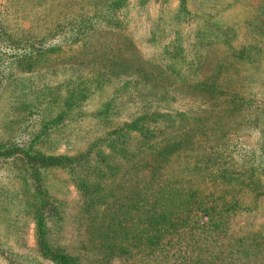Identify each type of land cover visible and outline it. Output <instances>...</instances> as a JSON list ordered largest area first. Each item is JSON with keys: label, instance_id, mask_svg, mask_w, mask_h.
I'll use <instances>...</instances> for the list:
<instances>
[{"label": "rangeland", "instance_id": "1", "mask_svg": "<svg viewBox=\"0 0 264 264\" xmlns=\"http://www.w3.org/2000/svg\"><path fill=\"white\" fill-rule=\"evenodd\" d=\"M112 1L0 0V69L11 52H20L11 39L22 35L56 53L19 76L18 85L9 86L6 80L0 89V95L14 93L0 98V144L14 150L0 155V264H55L38 250L39 212L49 218L52 244L73 255L84 252V196L74 178L86 170L82 163L73 171L62 164L41 165L40 155L76 156L104 130L145 110H156L164 119L165 112L201 113L204 108L209 118L196 125L194 138L160 172L180 174L185 169L188 188L202 205L191 222L222 217L225 227L202 248L196 247V235L188 228L186 239L174 240L153 255L142 252L113 264H264V53L247 48L246 60L253 56V62L230 53L243 45L264 47V0ZM111 10L116 20H104V12ZM165 15L169 19L160 21ZM226 30L229 44L219 37ZM223 61L229 62L228 71L216 89L207 86L215 64ZM96 62H105L107 67L100 70L106 74L112 71L109 81L92 91L76 86L94 76ZM158 69L165 75L155 86L152 77ZM239 71L247 82L240 88L232 76ZM185 84L205 89L191 92ZM207 89L225 92L210 96ZM235 91L247 100L245 113L229 111ZM214 103L219 106L216 116L225 122L216 132L211 127ZM242 114L246 118H239ZM139 140V133L123 139L135 147V161ZM114 162L120 170L111 177L121 183L125 165L119 155ZM155 183L165 182L158 176ZM205 206L214 207L212 213H204Z\"/></svg>", "mask_w": 264, "mask_h": 264}, {"label": "trees", "instance_id": "2", "mask_svg": "<svg viewBox=\"0 0 264 264\" xmlns=\"http://www.w3.org/2000/svg\"><path fill=\"white\" fill-rule=\"evenodd\" d=\"M102 18L116 20L112 10L104 12ZM167 19H169L167 15L159 18L162 22ZM262 21L264 22V20ZM51 31H54L53 35L58 33L57 30ZM3 33V30H0V35ZM28 37L26 34L19 39H11V46L20 52H11L12 56L7 60V64L0 69V89L6 80L10 83L9 86L18 85L19 76L32 73V70L43 62L42 58L45 55L56 54L55 50L50 47H40L29 42ZM219 37L227 44L231 43L227 30L220 32ZM247 48H255L264 53V47L251 45L234 47L230 53L243 61H255L253 56L246 60L245 51ZM100 63L94 64L97 68L92 80H78L76 86L82 85L90 88L89 90L104 86L111 78L112 71L106 74V71L100 70L107 67L105 62ZM228 64V61L217 62L206 85L215 86L214 89H216L218 80L222 79L225 72L228 71ZM156 73V77H152L155 86L165 75L159 69ZM232 76L239 88L247 83L244 81L245 77L241 71L234 72ZM153 78L156 80L154 81ZM251 81L257 82V79ZM261 84L264 85V79ZM185 86L191 92L196 89L203 92L205 89V86L199 89L194 84H185ZM223 92L225 91L221 90L216 93V90H206L210 96L220 95ZM11 95L14 96V93L6 90L0 95V98ZM229 101L235 105L229 111L238 112L243 109L245 113L243 104L247 103V100L242 94L235 91ZM212 107L215 108V120L211 127L214 128L212 131L216 132L225 122L219 119L218 115L216 116L219 109L218 104L214 103ZM202 111L204 112L200 113L196 110L165 112V118L160 119L161 114L158 111L145 110L110 130H104L103 134L89 143L87 148L76 156L40 155L37 161L41 165L62 164L72 171L75 169L76 163H82L86 172H83V176H75L74 181L84 196L80 212L81 216H85L87 222H85V239L81 242V249L84 252L73 255L66 249L50 242L49 228L46 225L49 218L41 216L43 214L39 212L36 216L35 231L39 252L49 257L55 264H113L114 260L127 262L131 257L142 252L147 253L148 256L153 255L155 251L158 252L165 246L173 245L174 240L186 239L188 228L196 235V247H204L206 241L213 239L225 227V219L222 217L215 219L213 216H209L207 222L198 223L196 220L191 222L190 216H194L196 211L202 210V205L195 200L193 191L188 188L189 179L187 173L185 174V169L179 170L180 174L165 175L160 172L161 165L167 163L173 156H177L179 151L184 148V144L194 138L198 131L196 125L209 118L207 115L210 113L209 109L204 108ZM100 112L105 114L102 110ZM188 113L195 115L196 118H191ZM255 115L260 116V113L256 111ZM172 116L177 117V120H172ZM239 118H246V114H242ZM158 132L161 135L156 137ZM138 133L140 140L136 143L138 144L136 154L139 155V160L135 161L133 158L135 147L130 143L126 144L123 139L136 136ZM12 154H14V150L11 145L0 144V155L10 156ZM117 154L123 161L121 165H125L123 167L125 171L120 173L121 183H115L116 180L111 177L120 170V164L114 162ZM261 154V161H264V150L261 151ZM158 176L165 182L163 185L155 183ZM180 179L184 180L186 185L179 181ZM116 189L117 194L114 192ZM119 189L121 194H119ZM44 199H47L45 193L42 202L43 205H47ZM205 208L204 213H208V211L212 213L214 209L212 206H205ZM86 256L89 257V260L84 261L83 257ZM197 259L200 260V258ZM191 262L192 260H188L185 264H191Z\"/></svg>", "mask_w": 264, "mask_h": 264}]
</instances>
